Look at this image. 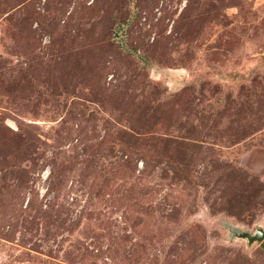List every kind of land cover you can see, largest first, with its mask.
Returning a JSON list of instances; mask_svg holds the SVG:
<instances>
[{
    "label": "rangeland",
    "instance_id": "rangeland-1",
    "mask_svg": "<svg viewBox=\"0 0 264 264\" xmlns=\"http://www.w3.org/2000/svg\"><path fill=\"white\" fill-rule=\"evenodd\" d=\"M264 0H0V264H264Z\"/></svg>",
    "mask_w": 264,
    "mask_h": 264
},
{
    "label": "water",
    "instance_id": "water-1",
    "mask_svg": "<svg viewBox=\"0 0 264 264\" xmlns=\"http://www.w3.org/2000/svg\"><path fill=\"white\" fill-rule=\"evenodd\" d=\"M236 234L240 237H244V238L248 239L249 243H252L254 241L263 240L264 229L261 226H259L255 233H250L247 231H240V232L237 231Z\"/></svg>",
    "mask_w": 264,
    "mask_h": 264
}]
</instances>
